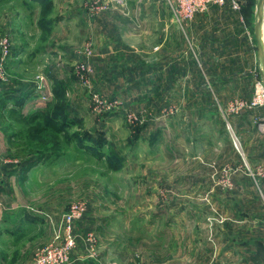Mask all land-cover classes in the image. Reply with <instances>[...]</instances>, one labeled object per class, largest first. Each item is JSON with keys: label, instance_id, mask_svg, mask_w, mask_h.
Segmentation results:
<instances>
[{"label": "rangeland", "instance_id": "1", "mask_svg": "<svg viewBox=\"0 0 264 264\" xmlns=\"http://www.w3.org/2000/svg\"><path fill=\"white\" fill-rule=\"evenodd\" d=\"M237 1L254 36L257 0ZM4 41L0 207L29 224L0 264H264L255 39L236 100L186 77L166 0H0Z\"/></svg>", "mask_w": 264, "mask_h": 264}, {"label": "crops", "instance_id": "2", "mask_svg": "<svg viewBox=\"0 0 264 264\" xmlns=\"http://www.w3.org/2000/svg\"><path fill=\"white\" fill-rule=\"evenodd\" d=\"M158 17L159 20L167 21L166 14H159ZM171 24L164 27L166 33L173 27ZM180 29L181 43L184 46L182 57L185 61V64H182V70L184 69L186 77L189 78L196 71L198 77L206 78L210 93L215 99H240L238 93L241 92L244 95L246 81L243 79L244 64L239 66L238 62L243 61L245 54L253 48L255 31L254 36L251 35L250 28L229 6H214L209 11L196 15L192 20L180 23ZM168 37V35L165 36L166 41ZM189 50L192 53L191 58L197 61L196 65L189 62ZM242 97L246 99L245 95ZM246 147H248L247 144ZM262 152L258 150V153L253 154L257 162H262L264 156ZM248 153L253 158L250 150ZM1 183L2 179H0ZM5 186L0 188V194L3 189L6 190ZM9 208L0 207V252H3V241H8L6 240L8 238L15 242V233L26 229L29 224L26 210L16 209V206L12 209L15 212H9L12 211ZM5 254L11 256L12 252L6 251Z\"/></svg>", "mask_w": 264, "mask_h": 264}, {"label": "built area", "instance_id": "3", "mask_svg": "<svg viewBox=\"0 0 264 264\" xmlns=\"http://www.w3.org/2000/svg\"><path fill=\"white\" fill-rule=\"evenodd\" d=\"M169 4V7L175 17L176 21L182 23L192 20L196 15L205 13L210 10V8L217 6H229L235 12L241 11V5L237 0H166ZM0 46L2 47V53L4 57L9 52V45L7 42H1ZM1 62H4L2 59ZM1 67L3 64L1 63ZM2 78V77H1ZM4 79V78H3ZM261 83L257 87L255 98L250 107H255L264 101V88L260 87ZM261 90L263 91L261 93ZM260 130L264 132V125L260 126ZM233 139L235 146L240 149V141L235 133H233Z\"/></svg>", "mask_w": 264, "mask_h": 264}, {"label": "water", "instance_id": "4", "mask_svg": "<svg viewBox=\"0 0 264 264\" xmlns=\"http://www.w3.org/2000/svg\"><path fill=\"white\" fill-rule=\"evenodd\" d=\"M263 25H264V0H257L256 21H255V39L257 42V57L260 65L263 68L262 78L264 79V39H263Z\"/></svg>", "mask_w": 264, "mask_h": 264}, {"label": "trees", "instance_id": "5", "mask_svg": "<svg viewBox=\"0 0 264 264\" xmlns=\"http://www.w3.org/2000/svg\"><path fill=\"white\" fill-rule=\"evenodd\" d=\"M11 88H7L6 87V91H4L3 93H5L6 97H9V99H20L14 92H12V90H10ZM14 93V94H13ZM34 161V160H33ZM37 162H32V161H27L26 164L28 165L26 168V172L28 170H30L31 168H33L36 165Z\"/></svg>", "mask_w": 264, "mask_h": 264}, {"label": "bare ground", "instance_id": "6", "mask_svg": "<svg viewBox=\"0 0 264 264\" xmlns=\"http://www.w3.org/2000/svg\"><path fill=\"white\" fill-rule=\"evenodd\" d=\"M263 39H264V25H263Z\"/></svg>", "mask_w": 264, "mask_h": 264}]
</instances>
